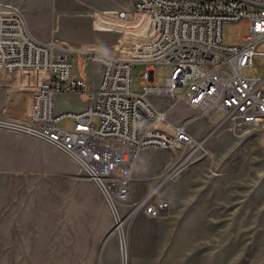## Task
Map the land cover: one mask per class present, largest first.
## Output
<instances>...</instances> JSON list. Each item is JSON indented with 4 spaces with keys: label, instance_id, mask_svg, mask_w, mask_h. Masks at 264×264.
<instances>
[{
    "label": "rangeland",
    "instance_id": "374dc122",
    "mask_svg": "<svg viewBox=\"0 0 264 264\" xmlns=\"http://www.w3.org/2000/svg\"><path fill=\"white\" fill-rule=\"evenodd\" d=\"M0 2L21 8L42 40L52 37L55 26L59 41L102 50L121 37L115 31L124 27L96 22L93 28L91 12L132 5V0ZM247 33V24H223L225 44H238ZM71 61L76 76L77 54ZM143 68H134L135 92L145 89L139 77ZM84 70L89 87L96 88L100 65L90 60ZM242 71L249 77H261L264 60L257 57L253 66ZM170 72L169 66L157 70L155 81L164 86ZM175 92L182 93L183 88ZM1 93L6 96L0 90V98ZM150 99L159 107L171 103L168 95L151 94ZM87 103L79 93L57 94L55 110H80ZM194 111L174 104L168 117L178 123ZM59 124L69 127L72 119ZM189 130L199 141L207 138L179 162L174 176L155 193L172 155L155 149L143 151L134 172L130 206H119L127 212L150 193L169 196L172 208L155 218L133 215L123 229L115 231L113 214L101 192L73 161L47 143L0 128V133L21 137L0 135V264H264L263 129L231 131L217 120L200 116L189 124ZM5 145L15 150H6ZM73 169L74 173L68 172ZM105 225L108 229L103 230Z\"/></svg>",
    "mask_w": 264,
    "mask_h": 264
},
{
    "label": "built area",
    "instance_id": "2783aa9c",
    "mask_svg": "<svg viewBox=\"0 0 264 264\" xmlns=\"http://www.w3.org/2000/svg\"><path fill=\"white\" fill-rule=\"evenodd\" d=\"M90 16L93 28L96 22L122 23L115 31L121 37L103 50L80 47L59 41L54 26L52 37L42 40L21 8L0 2V90L6 93L0 128L47 143L73 161L101 192L117 231L133 215L160 217L173 205L169 196L148 193L127 212L120 209L129 205L143 151L172 155L156 193L199 143L189 124L200 116L231 131L264 130V75L242 71L257 57L264 60V0H132L131 7L94 9ZM225 22L248 25L242 42L224 43ZM90 60L100 65L96 88L89 87L84 70ZM136 65L144 66L142 92L133 90ZM165 66L171 72L161 86L155 73ZM178 87L182 93L175 92ZM78 93L88 100L83 109L55 110L57 94ZM151 94L168 95L171 103L161 109ZM179 100L199 115L172 122L168 115ZM65 118L72 119L69 127L59 124Z\"/></svg>",
    "mask_w": 264,
    "mask_h": 264
},
{
    "label": "crops",
    "instance_id": "0c3cea01",
    "mask_svg": "<svg viewBox=\"0 0 264 264\" xmlns=\"http://www.w3.org/2000/svg\"><path fill=\"white\" fill-rule=\"evenodd\" d=\"M2 94V97L0 98V107H1V105L3 104V101H4V97H5V94H3V93H1ZM65 101H70L69 99H67V100H65ZM174 104H183V106L184 107H189L184 101H175L174 102ZM159 108H161V109H166L167 108V106L166 107H159ZM189 108H191V107H189ZM76 111V110H75ZM195 112L196 111H194L193 112V115H195ZM188 117H186V118H184L182 121H184L185 119H187ZM182 121H180V122H182ZM172 122H174L173 120H172ZM180 122H178V123H180ZM174 123H176V122H174ZM0 135H3V136H6V137H8V138H11V139H13L14 137H18V138H21V137H19L18 135H16L15 133H10V132H2V133H0ZM5 147H6V150H15V147H13V146H9V145H5ZM138 166V163H136V167ZM76 171V169H73V170H68V172L69 173H74ZM101 204H103V201H102V203ZM106 229H108V226L107 225H105L104 227H103V230H106Z\"/></svg>",
    "mask_w": 264,
    "mask_h": 264
},
{
    "label": "bare ground",
    "instance_id": "6f19581e",
    "mask_svg": "<svg viewBox=\"0 0 264 264\" xmlns=\"http://www.w3.org/2000/svg\"><path fill=\"white\" fill-rule=\"evenodd\" d=\"M80 47H81V45H80ZM162 123H164L163 126H167V123H166V122H162ZM262 132L264 133V130H262ZM198 142H199V143H198ZM198 142H197V143H198V144H197V147L200 146V145L203 143V141H201V140H200V141L198 140ZM135 167H136V166H135ZM176 170H177V168H175V169L172 171V173H171V177L174 176V174L176 173ZM171 177H170V178H171ZM120 229H122V227H120L119 230H120ZM121 237H122V240H123L124 242H126L127 237H126V235H125L123 232L121 233ZM124 248H125V247H124V244L122 243V250H123L122 255H123V257H125V255H126V252H124Z\"/></svg>",
    "mask_w": 264,
    "mask_h": 264
}]
</instances>
